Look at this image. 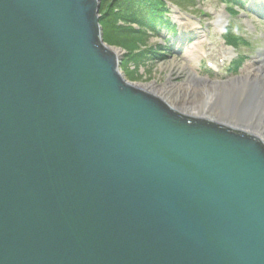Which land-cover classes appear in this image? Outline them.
Listing matches in <instances>:
<instances>
[{"label": "water", "instance_id": "water-1", "mask_svg": "<svg viewBox=\"0 0 264 264\" xmlns=\"http://www.w3.org/2000/svg\"><path fill=\"white\" fill-rule=\"evenodd\" d=\"M100 11L0 0V264H264V143L130 85Z\"/></svg>", "mask_w": 264, "mask_h": 264}, {"label": "rangeland", "instance_id": "rangeland-1", "mask_svg": "<svg viewBox=\"0 0 264 264\" xmlns=\"http://www.w3.org/2000/svg\"><path fill=\"white\" fill-rule=\"evenodd\" d=\"M169 1L174 3L171 6L172 20L180 29L177 40L173 41L176 46L170 48L150 39L151 44L148 41L146 46L156 47L153 55L146 56L151 60H134L125 70L122 69L129 83L165 86L183 83L194 74L213 82L227 81L260 68L259 59L264 61V15L257 12L260 0H252L251 5L246 6L250 14L236 9L238 13H231V16L226 12L223 0ZM214 12L224 16L222 26L216 24ZM228 24L235 28L239 40L235 51L232 49L230 55H225L231 49L222 35ZM102 34L105 44L115 49L105 39L103 29ZM239 55L242 61L238 67L234 59ZM127 57L124 52L120 60L121 68Z\"/></svg>", "mask_w": 264, "mask_h": 264}, {"label": "bare ground", "instance_id": "bare-ground-1", "mask_svg": "<svg viewBox=\"0 0 264 264\" xmlns=\"http://www.w3.org/2000/svg\"><path fill=\"white\" fill-rule=\"evenodd\" d=\"M218 16L216 24H224ZM112 51L120 56L121 48ZM232 49L225 52L230 55ZM260 68L227 81H209L194 74L187 81L165 86L134 85L135 88L167 104L175 112L190 120L210 123L223 130L256 138L264 143V61Z\"/></svg>", "mask_w": 264, "mask_h": 264}, {"label": "trees", "instance_id": "trees-1", "mask_svg": "<svg viewBox=\"0 0 264 264\" xmlns=\"http://www.w3.org/2000/svg\"><path fill=\"white\" fill-rule=\"evenodd\" d=\"M232 6L244 7L247 0H227ZM165 0H103L100 23L104 36L111 46L125 50L128 56L122 63L125 70L132 61L142 62L147 55H153L156 47L146 44L153 37L160 36L161 29L171 30ZM225 38L235 45L239 37L233 26L225 32ZM144 49V50H143ZM157 57H159L157 55ZM151 60V58L149 59ZM161 60V59H160ZM241 59L236 61L239 67Z\"/></svg>", "mask_w": 264, "mask_h": 264}]
</instances>
